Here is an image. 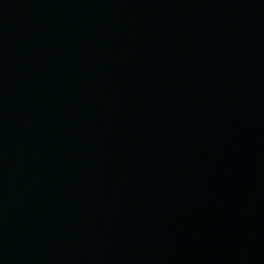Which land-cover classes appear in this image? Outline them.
<instances>
[{"label":"water","instance_id":"obj_1","mask_svg":"<svg viewBox=\"0 0 264 264\" xmlns=\"http://www.w3.org/2000/svg\"><path fill=\"white\" fill-rule=\"evenodd\" d=\"M0 264H264V0H0Z\"/></svg>","mask_w":264,"mask_h":264}]
</instances>
